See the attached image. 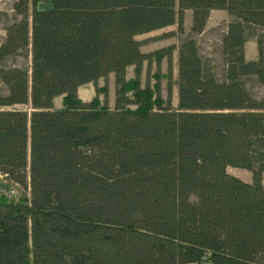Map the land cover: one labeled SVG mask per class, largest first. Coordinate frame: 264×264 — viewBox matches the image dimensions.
I'll return each instance as SVG.
<instances>
[{"label":"trees","instance_id":"obj_1","mask_svg":"<svg viewBox=\"0 0 264 264\" xmlns=\"http://www.w3.org/2000/svg\"><path fill=\"white\" fill-rule=\"evenodd\" d=\"M40 3L14 0L12 40L0 44L7 87L0 92V171L29 187V197L0 199V264H173L205 256L214 264L264 263V0ZM214 9L230 16L220 80L194 39ZM187 10L173 107L175 47L143 52L147 39L138 37L171 25L176 32L163 37L181 36ZM250 38L256 60L245 57ZM19 54L30 55V68L2 63ZM152 61L155 84L141 89L143 62ZM131 65L135 76L126 79ZM109 74L112 109L77 96L79 86ZM248 76L263 86L259 98L248 91ZM16 104L32 111L8 108ZM229 166L249 170L251 182Z\"/></svg>","mask_w":264,"mask_h":264},{"label":"rangeland","instance_id":"obj_2","mask_svg":"<svg viewBox=\"0 0 264 264\" xmlns=\"http://www.w3.org/2000/svg\"><path fill=\"white\" fill-rule=\"evenodd\" d=\"M13 2L14 0H0V44L5 41H11L12 38L7 34V27H9L17 18L13 10ZM44 7V6H43ZM39 9L42 7L39 6ZM31 11V7H30ZM230 19L229 14L224 9H214L210 12L209 18L207 20L206 26L204 27L201 33L195 34L194 39L197 43V48L201 59L206 62L211 70L214 72L216 78L218 80L222 79L223 70H224V57L221 51V38L223 34L226 32L227 23ZM191 26V11L187 10L184 13V34L181 36L178 33L174 35L165 36L163 35L169 31L176 32V25H171L162 29H157L151 31L146 34L140 35L138 38H145L147 41L142 45L141 50L143 52H150L156 49L174 46V50L172 52V74H171V104L173 107L177 105V47L179 45L180 38L186 36L190 31ZM245 57L247 60H256L258 58V50L256 40L250 38L244 44ZM2 63L5 67H19V68H30L31 58L30 55H10L2 60ZM166 58H164L160 65V85H161V96L166 97V73L167 69ZM157 73V66L155 65V61L151 63L143 62L142 71L140 75V84L141 89L145 87L148 82L150 87L155 84V79L153 78V74ZM126 79H133L135 76L134 66H129L126 70ZM246 87L251 95L255 98H259L263 93V86L260 85L254 76H248L244 78ZM107 87L106 94L102 93L100 90L103 87ZM115 82L114 76L109 75L106 80L100 81L95 86V95L94 97H98L101 104H106L110 109L114 107L115 101ZM0 92L3 94L7 93V87L0 80ZM132 95V94H131ZM130 96V94L128 95ZM82 100V99H81ZM83 101V100H82ZM85 102V101H84ZM89 102V101H88ZM87 103V102H86ZM53 104L55 107L60 108L62 106V97L58 96L54 98ZM130 108H135L134 104L129 105ZM12 109H18L22 111H26L28 115L32 111V108L29 104H16L12 107H8ZM229 174L239 177L244 181L251 182V172L244 168L239 167H231L227 168ZM262 185L264 187V174L262 176ZM194 200V198L192 199Z\"/></svg>","mask_w":264,"mask_h":264},{"label":"built area","instance_id":"obj_3","mask_svg":"<svg viewBox=\"0 0 264 264\" xmlns=\"http://www.w3.org/2000/svg\"><path fill=\"white\" fill-rule=\"evenodd\" d=\"M29 197V187L23 188L18 183L10 180L6 174L0 171V199H6L8 201H19L23 196ZM173 264H214L206 256L198 261H192L187 263H173ZM264 264V263H261Z\"/></svg>","mask_w":264,"mask_h":264},{"label":"crops","instance_id":"obj_4","mask_svg":"<svg viewBox=\"0 0 264 264\" xmlns=\"http://www.w3.org/2000/svg\"><path fill=\"white\" fill-rule=\"evenodd\" d=\"M110 76H113V74H109V78H110ZM102 80H103V78H99L97 80L96 84H98L100 81L102 82ZM94 90H95V85L93 83L90 82V83L83 84V85L78 87L77 96L80 99H82L83 101L88 102L93 98V95H95Z\"/></svg>","mask_w":264,"mask_h":264},{"label":"water","instance_id":"obj_5","mask_svg":"<svg viewBox=\"0 0 264 264\" xmlns=\"http://www.w3.org/2000/svg\"><path fill=\"white\" fill-rule=\"evenodd\" d=\"M42 1H43V3H40V7H42V8H43L44 4H48L50 2V0H42ZM50 6H51L50 4L47 5V7H50Z\"/></svg>","mask_w":264,"mask_h":264}]
</instances>
